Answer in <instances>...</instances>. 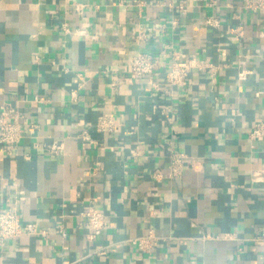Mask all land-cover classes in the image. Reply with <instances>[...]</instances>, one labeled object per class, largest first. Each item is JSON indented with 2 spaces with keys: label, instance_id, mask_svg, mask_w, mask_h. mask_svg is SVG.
I'll use <instances>...</instances> for the list:
<instances>
[{
  "label": "crops",
  "instance_id": "obj_1",
  "mask_svg": "<svg viewBox=\"0 0 264 264\" xmlns=\"http://www.w3.org/2000/svg\"><path fill=\"white\" fill-rule=\"evenodd\" d=\"M137 1L0 0V110L24 121L0 143V210L37 227L0 239V264H264V10ZM139 52L156 85L130 72ZM174 57L202 63L168 84ZM91 205L108 221L94 238ZM150 231L164 238L143 251Z\"/></svg>",
  "mask_w": 264,
  "mask_h": 264
},
{
  "label": "built area",
  "instance_id": "obj_2",
  "mask_svg": "<svg viewBox=\"0 0 264 264\" xmlns=\"http://www.w3.org/2000/svg\"><path fill=\"white\" fill-rule=\"evenodd\" d=\"M140 5L142 1H137ZM244 6L250 10H264V0H244ZM85 5L82 3L76 4V10L78 12L84 11ZM206 23L210 25H217L218 19L214 17H208ZM62 28L65 31H69L70 27L67 22L62 24ZM141 37V35H140ZM201 60L197 58L180 59L174 57L170 64V68L166 72V82L168 84H182L186 81L189 70L193 67L200 66ZM160 63L153 55L149 53L139 52L135 54L131 59L130 72L136 77L147 78L149 83L156 85L153 82L154 74L159 68ZM23 115L18 108L11 104H6L1 107L0 110V143L4 145V151H12L15 149L24 134L23 129ZM112 124H109L108 119H103L99 126L103 129L111 128ZM264 134V122H258L253 131L252 136L260 137ZM81 136L85 139H89V135L84 131ZM53 152L57 153L60 145H50ZM184 153H174L170 160V177H177L183 173L184 170ZM161 175L160 173H156ZM82 215L87 220V224L91 229L89 234L90 238L96 237L102 233L107 227L108 221L103 211L96 209L94 206H90L87 210L82 212ZM37 227L34 223H24L15 210L5 209L0 210V239H15L22 233H36ZM46 232V231H43ZM164 237L157 235L154 231H150L146 235L137 237L134 241L143 251H152ZM105 251H101L104 253Z\"/></svg>",
  "mask_w": 264,
  "mask_h": 264
}]
</instances>
